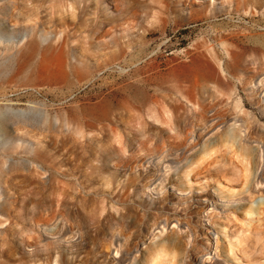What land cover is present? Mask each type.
Wrapping results in <instances>:
<instances>
[{
	"label": "rangeland",
	"instance_id": "1",
	"mask_svg": "<svg viewBox=\"0 0 264 264\" xmlns=\"http://www.w3.org/2000/svg\"><path fill=\"white\" fill-rule=\"evenodd\" d=\"M4 1L0 264H264V0Z\"/></svg>",
	"mask_w": 264,
	"mask_h": 264
},
{
	"label": "bare ground",
	"instance_id": "2",
	"mask_svg": "<svg viewBox=\"0 0 264 264\" xmlns=\"http://www.w3.org/2000/svg\"><path fill=\"white\" fill-rule=\"evenodd\" d=\"M7 7H8V3L6 2V1H4V2H2V3H0V30H1V26L4 24V20L5 19H7V17L8 18H10V17H12V14H13V12L11 11L10 13H9V15L5 12L6 11V9H7ZM7 15V16H6ZM9 20V19H8ZM7 21V20H6ZM15 22V21H14ZM201 111V110H200ZM169 117V116H168ZM180 134V133H179ZM182 135V134H181ZM180 135V136H181ZM204 151H203V153H207V149L205 148V149H203ZM213 157V156H212ZM216 158V157H215ZM211 160V159H210ZM209 160V161H210ZM217 160V159H216ZM212 163L210 162L209 164H214V163H216V161H215V159L213 158L212 160ZM190 163H191V161H190ZM216 169V168H215ZM193 171V170H192ZM191 171V172H192ZM193 173V177H197L198 175H199V172L198 171H193L192 172ZM203 176V175H202ZM185 178H186V180H187V182H188V179H189V175L188 174H186L185 175ZM186 184H188V183H186ZM212 190H214V189H212ZM262 197V196H261ZM264 198H260L259 199V201L254 205V206H250L248 209H246V212L247 213H249L250 215H252V214H260L259 213V211L260 210H262V211H264ZM222 231H223V235L225 236V237H228V240H229V236L226 234V230H225V228L223 227L222 228ZM57 231H55V233H56ZM54 232H50L49 233V231L47 232V233H45V237H46V239H49L50 238V236L51 235H53V234H55ZM60 233V232H59ZM42 235V234H41ZM49 235V236H48ZM39 236V235H38ZM56 236V235H55ZM223 236V237H224ZM40 237V236H39ZM52 237V236H51ZM42 237H40V239H41ZM44 238V237H43ZM231 241H229V245L231 246L232 245V242L230 243ZM229 246V247H230ZM229 251V255H233V251L232 250H228Z\"/></svg>",
	"mask_w": 264,
	"mask_h": 264
}]
</instances>
